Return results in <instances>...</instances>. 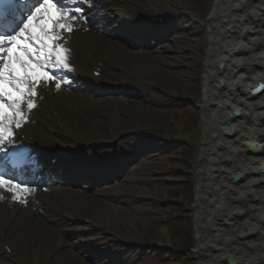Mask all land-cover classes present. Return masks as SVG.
Returning <instances> with one entry per match:
<instances>
[{
    "label": "bare ground",
    "instance_id": "bare-ground-1",
    "mask_svg": "<svg viewBox=\"0 0 264 264\" xmlns=\"http://www.w3.org/2000/svg\"><path fill=\"white\" fill-rule=\"evenodd\" d=\"M108 2L117 7L111 13L127 23L129 27L124 29L128 33L133 30L136 31L134 34L157 37L176 18L168 15L167 21L153 19L154 23H150L147 21L152 13L140 14L139 10L126 4V0ZM180 7L181 11L184 10L181 13L191 12L196 24H207L209 37L202 80L204 115L194 198L197 203L196 244L192 246V254H195L192 258L197 264H264V89L259 94L252 93L259 84H264V0H213L204 11H190L184 5ZM92 14L93 19L90 18L89 22H78L75 31L64 34L65 46L71 52L72 68L66 75L73 76L75 85L81 84L84 89L78 92L66 90L63 86L55 92L51 88L48 91L39 89L40 94L35 98V103L40 106L37 112L46 113L44 117L51 129L65 136H70L67 131L73 130L92 133L83 121L93 115L99 117L97 112L108 104L107 99L96 98L94 92L136 83L137 70H150L155 64L154 58L160 59L159 63L167 61L161 55L168 52L166 46L159 47L158 53L161 54L155 56L149 50L140 51L137 57L123 48L115 56L110 34H118L117 30L107 28L109 22L102 13L94 11ZM115 61H128L130 67L119 68ZM96 67L103 69L100 79L91 75ZM134 94L130 111H141L147 94L142 91ZM37 112L31 114L38 115ZM98 117L93 118L98 122V133L117 127L105 124ZM22 124L37 140L29 144L41 146V124H37L34 130L28 119ZM145 135L148 131L139 128L136 139ZM253 144L260 147L259 153H251ZM52 189L51 198L41 197L38 201L41 207L54 211L52 219L58 216V204L63 216L69 208L91 211L92 221L101 218L98 206L82 203L85 199L79 190L66 188L64 184ZM101 207L109 217L114 214L116 219L125 218V222L131 224L135 220L132 213L136 210L124 213L119 206ZM24 212L26 218L18 221L16 216L12 223H8V229L3 228L6 231L0 228V249L2 242L10 243L13 247L11 257L15 260L19 253L25 260L35 263L53 259L51 263L62 262L61 255L53 249L61 245L62 236L46 222L36 219V212L30 209ZM77 223L84 233L94 232L93 227L83 221ZM121 234L118 230L115 235L122 237ZM160 236L166 238L168 234L161 230Z\"/></svg>",
    "mask_w": 264,
    "mask_h": 264
},
{
    "label": "rangeland",
    "instance_id": "rangeland-1",
    "mask_svg": "<svg viewBox=\"0 0 264 264\" xmlns=\"http://www.w3.org/2000/svg\"><path fill=\"white\" fill-rule=\"evenodd\" d=\"M132 1L152 11L156 15L154 19L168 20L172 15L176 18L171 26L157 37L134 34L136 31L133 30L131 33L125 32L124 28L129 27L126 22H114L111 19L113 23H109V27L117 29L120 34L112 35L110 39L125 50L135 53L137 57L140 56V51L151 50L153 56L161 54L158 53V48L162 46H166L168 52L164 51L161 54L167 58L166 62L159 63L160 59L154 58L155 64L150 70H137L136 75L141 84L132 89L147 90L143 92L148 95L147 100L143 101L141 111H130V95L134 94H130L131 92L117 94L122 96L121 100L106 104L97 112L99 117L93 115L83 121L91 129L93 124L88 121L98 117L105 124L112 125L111 127L117 126L110 129L113 132L131 131L137 126L152 132L149 141H142L145 149L143 158L122 174L120 181L122 185L117 195L113 192L114 186L107 187V191L112 190L114 195V198L107 199V203L120 205L125 211L131 206L138 208L134 222L132 224L125 222V218L104 221L110 224L112 231L120 228L122 234L132 243V246L125 247V250L118 246L125 256L116 257L118 259L116 264H197L192 258L194 253L192 254L191 250L196 244L194 227L197 203L194 202V198L197 192L201 125L204 115L201 105L202 80L206 70L209 37L207 24H196L191 12L181 13L184 10L181 11L180 6L184 5L190 11H204L213 0H204L205 3L202 0H168L171 8L163 4L166 3L165 0ZM119 50L117 47L113 49L116 53ZM121 66L130 67L128 61ZM187 104H196L198 113L186 111ZM185 126L199 128L196 138L194 136L178 139L179 130ZM92 130L96 132L95 127ZM189 139L191 147L185 146L187 143H184ZM150 141L153 142L149 144ZM191 159L192 163L188 168ZM187 168L192 171L191 180H188V172H185ZM182 201L185 205H182ZM161 230L167 232L166 238H161ZM100 241L102 242L99 244L103 245L101 256L97 253L96 257H93L91 256L93 251L81 247L75 250V258L61 259L67 264H110L112 257L107 258L105 254H115L112 252L114 246L107 239ZM140 241L146 245L142 247L138 244ZM78 243L81 242L76 238L58 251L74 249ZM85 246L91 247L87 244Z\"/></svg>",
    "mask_w": 264,
    "mask_h": 264
},
{
    "label": "snow or ice",
    "instance_id": "snow-or-ice-1",
    "mask_svg": "<svg viewBox=\"0 0 264 264\" xmlns=\"http://www.w3.org/2000/svg\"><path fill=\"white\" fill-rule=\"evenodd\" d=\"M22 2L28 0H0V153L19 147L13 143L14 129L29 119L24 105L28 111L37 107L41 87L54 83L59 91L70 86L71 52L64 34L75 31L80 21L89 22L85 0H35L21 14ZM5 185L14 200L20 199L15 190H25L0 172V187Z\"/></svg>",
    "mask_w": 264,
    "mask_h": 264
},
{
    "label": "water",
    "instance_id": "water-1",
    "mask_svg": "<svg viewBox=\"0 0 264 264\" xmlns=\"http://www.w3.org/2000/svg\"><path fill=\"white\" fill-rule=\"evenodd\" d=\"M263 89H264V85L260 84L258 87H256L254 90H252V93L253 94H259L260 92H262ZM258 152H259V147H257L256 145H252L251 146V153L255 154V153H258Z\"/></svg>",
    "mask_w": 264,
    "mask_h": 264
}]
</instances>
